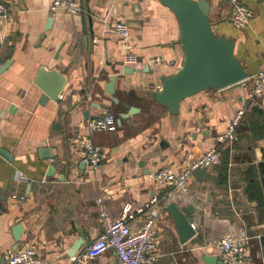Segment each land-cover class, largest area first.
Masks as SVG:
<instances>
[{
    "label": "crops",
    "instance_id": "1",
    "mask_svg": "<svg viewBox=\"0 0 264 264\" xmlns=\"http://www.w3.org/2000/svg\"><path fill=\"white\" fill-rule=\"evenodd\" d=\"M2 1L10 18L0 26V149L8 156L0 153V264L26 245L34 246L45 264H70L67 250L77 238L84 239L80 254L102 231L101 207L117 216L124 203L144 205L160 192L151 181L155 170L179 171L215 143L264 61V1L241 0L251 16L237 29L229 21L230 1L208 0L212 31L234 41L248 78L186 97L175 115L153 98L160 76L170 75L183 58L177 19L160 0H81L80 14L52 13V0ZM48 17L53 21L45 29ZM118 20L131 23L127 41L110 30ZM127 48L141 61L133 73L123 71L129 66L122 62ZM40 65L67 76L57 100L42 102L43 92L33 83ZM112 76L109 94L105 84ZM130 106L134 113L121 118L115 130L87 133L89 119L110 111L118 121ZM86 138L102 148L97 170L80 167L77 144ZM43 147L50 148V158L41 157ZM205 170L202 179L190 178L175 200L194 206L196 234L180 244L171 214L163 209L153 226L158 257L148 264H206L204 255L221 256L216 243L228 233L247 235L254 263L264 264V91L252 102L236 140L223 145L219 162ZM148 217V211L136 214L130 227L139 228ZM16 224L21 235L15 247ZM79 264L117 260L109 248Z\"/></svg>",
    "mask_w": 264,
    "mask_h": 264
},
{
    "label": "built area",
    "instance_id": "2",
    "mask_svg": "<svg viewBox=\"0 0 264 264\" xmlns=\"http://www.w3.org/2000/svg\"><path fill=\"white\" fill-rule=\"evenodd\" d=\"M229 1L232 7L230 23L237 29L245 27L250 21V10L241 0ZM84 9L85 6L81 0H52L49 5V10L52 13L63 10L70 14H80ZM9 18V6L0 0V26L6 25ZM110 30L123 41H127L129 38V25L125 21H114ZM153 60L158 62L160 58L154 57ZM122 62L133 68L141 66L138 53L128 48L122 55ZM250 79L243 103L234 109L225 128L216 135L215 143L199 155L187 160L179 171H173L171 168L155 170L151 174V181L160 187V192L154 194L144 205L131 207L130 203H124L117 216L110 215L105 207H101L99 217L103 225L102 231L88 243L83 252L70 257V264H79L85 259H92L109 248L113 250L117 264H148L157 259L158 253L154 251V218L159 216L163 209H166L169 202H177L176 198L180 200L177 192L187 191L189 179L193 177V172L196 169H206L218 163L220 148L223 145L232 144L236 140L238 128L244 116L252 102L264 91V61L260 69ZM116 126V115L107 111L89 119L86 130L87 133L113 131ZM77 146L80 158L85 165L92 170H97L102 161V148L89 138L81 140ZM144 211L149 212V217L139 228L132 229L130 221L136 214ZM216 245L221 255L220 258L227 264H255L249 237L243 233H228L221 237ZM1 264H45V259L34 246L26 245L10 254Z\"/></svg>",
    "mask_w": 264,
    "mask_h": 264
},
{
    "label": "water",
    "instance_id": "3",
    "mask_svg": "<svg viewBox=\"0 0 264 264\" xmlns=\"http://www.w3.org/2000/svg\"><path fill=\"white\" fill-rule=\"evenodd\" d=\"M160 2L168 7L177 19L179 39L183 50L180 65L170 75L160 76V86L153 94V98L165 105L171 114H178L181 101L198 91L206 88L219 90L248 78V72L235 56L234 41L216 35L212 31L208 17L210 9L208 0H160ZM52 21L53 17H48L45 29L50 27ZM91 24L92 22L89 21V26ZM127 24L131 25L130 22ZM89 30L93 32L91 27ZM81 31L87 42V27L84 18L81 20ZM123 71L133 73L134 68L125 66ZM115 78L116 76H112L105 84V91L109 94L113 93ZM66 81L67 76L58 68H47L45 65L39 66L33 79V83L43 92L42 102L48 98L57 100ZM113 101L116 102V99L113 98ZM134 111L135 108L130 106L126 113L119 115L117 122L120 123L121 118L125 119ZM41 149L42 158L51 157L49 147ZM0 153L8 157L3 149H0ZM84 166L85 163L81 161L80 167L84 168ZM52 170L53 167H49V171ZM205 171V168H198L193 172V176L200 180ZM166 208L171 214L179 242L184 245L196 234V229L192 225L194 206L192 204L179 205L178 202L172 201L166 205ZM20 229L21 225L16 224L14 227L15 247L19 244ZM83 243L82 236L78 237L67 250V256L76 254ZM203 260L206 264H227L217 255H204Z\"/></svg>",
    "mask_w": 264,
    "mask_h": 264
}]
</instances>
